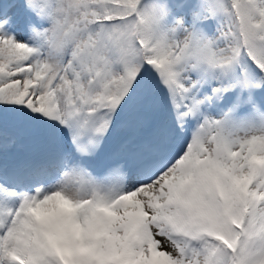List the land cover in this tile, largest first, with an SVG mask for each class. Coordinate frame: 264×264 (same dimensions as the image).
<instances>
[{
  "label": "snow or ice",
  "instance_id": "6c2138e0",
  "mask_svg": "<svg viewBox=\"0 0 264 264\" xmlns=\"http://www.w3.org/2000/svg\"><path fill=\"white\" fill-rule=\"evenodd\" d=\"M7 11L0 264H264V0Z\"/></svg>",
  "mask_w": 264,
  "mask_h": 264
},
{
  "label": "trees",
  "instance_id": "16d2710c",
  "mask_svg": "<svg viewBox=\"0 0 264 264\" xmlns=\"http://www.w3.org/2000/svg\"><path fill=\"white\" fill-rule=\"evenodd\" d=\"M9 2L7 14L20 20L24 14V0H6ZM22 27V24H21Z\"/></svg>",
  "mask_w": 264,
  "mask_h": 264
},
{
  "label": "rangeland",
  "instance_id": "374dc122",
  "mask_svg": "<svg viewBox=\"0 0 264 264\" xmlns=\"http://www.w3.org/2000/svg\"><path fill=\"white\" fill-rule=\"evenodd\" d=\"M4 4L7 5V2H6V3H3V1H0V7H1L2 5H4Z\"/></svg>",
  "mask_w": 264,
  "mask_h": 264
}]
</instances>
